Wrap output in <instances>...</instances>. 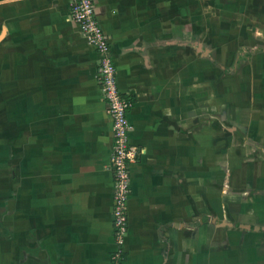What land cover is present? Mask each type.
Instances as JSON below:
<instances>
[{
	"label": "crops",
	"instance_id": "0c3cea01",
	"mask_svg": "<svg viewBox=\"0 0 264 264\" xmlns=\"http://www.w3.org/2000/svg\"><path fill=\"white\" fill-rule=\"evenodd\" d=\"M91 1L136 151L120 264H264V0ZM70 6L0 0L8 264H109L116 247L112 119Z\"/></svg>",
	"mask_w": 264,
	"mask_h": 264
},
{
	"label": "built area",
	"instance_id": "2783aa9c",
	"mask_svg": "<svg viewBox=\"0 0 264 264\" xmlns=\"http://www.w3.org/2000/svg\"><path fill=\"white\" fill-rule=\"evenodd\" d=\"M70 17L78 25L87 43L99 53L98 78L107 102V112L112 119L113 143L111 164L114 173V194L112 205V229L116 247L109 264H120L124 252V236L127 226V206L129 165L136 151L128 141L129 123L127 111L129 101L117 88L116 74L109 55L107 36L95 17L91 0H71Z\"/></svg>",
	"mask_w": 264,
	"mask_h": 264
},
{
	"label": "rangeland",
	"instance_id": "374dc122",
	"mask_svg": "<svg viewBox=\"0 0 264 264\" xmlns=\"http://www.w3.org/2000/svg\"><path fill=\"white\" fill-rule=\"evenodd\" d=\"M211 13L213 14V12H211ZM211 13H208V11H207L206 15H209ZM210 30L211 31L214 30V32H215L218 29L215 30L212 28ZM230 30H231V33L234 35L233 27H231ZM233 35H231V37L227 35L228 37L226 36V38L223 37L221 39H217L213 43H209L210 54H211L210 57L212 58V60H210L211 66L215 64L217 59H219V54L228 56V53L231 52L228 42L230 40H233ZM234 37H235V35H234ZM211 41H213V40L211 39ZM219 51H221V52L219 53ZM222 51H224L225 53H223ZM223 112H224V110H223ZM220 113L223 115L222 112H220ZM227 113H228V116L232 115V113H229V112H227ZM214 114L219 116V113L214 112ZM20 147H22V143H21ZM10 153L12 154L11 156H10ZM14 156H15V145H13L11 147L10 140H4V141L2 140V142H0V187L1 188L6 183V181H8V179L11 175L10 174L11 173L10 172L11 171L10 165H11V163H13L12 159H14ZM244 156L246 159L248 158V155H244ZM17 158H18V162L21 161L22 159H24V157L23 156L20 157V155ZM3 195H5V194H2V197L0 199L1 200L0 212L2 213L0 217H2L3 214L6 211H8V203H7L8 198H4ZM2 198H3L4 202H2ZM8 263H9V256L7 257L4 253L2 254V251H0V264H8Z\"/></svg>",
	"mask_w": 264,
	"mask_h": 264
}]
</instances>
